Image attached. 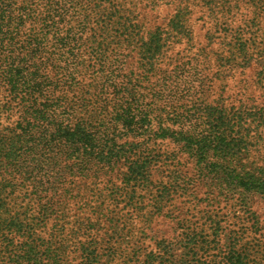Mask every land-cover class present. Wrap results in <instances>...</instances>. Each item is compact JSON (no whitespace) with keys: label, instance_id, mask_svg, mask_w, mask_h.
Returning a JSON list of instances; mask_svg holds the SVG:
<instances>
[{"label":"trees","instance_id":"trees-1","mask_svg":"<svg viewBox=\"0 0 264 264\" xmlns=\"http://www.w3.org/2000/svg\"><path fill=\"white\" fill-rule=\"evenodd\" d=\"M117 6L0 0V264H101L102 255L117 264H197L194 255L177 258L170 239L144 248L145 230L133 233L129 225L148 226L166 202L192 188L204 190L206 205L239 192L236 205L246 215L245 190L264 194V178L246 182L240 164L218 158L221 133L235 121L224 103L204 96L206 66L167 58L169 33L140 34L132 14H110ZM251 59L237 38L214 61L224 69ZM247 104L234 109L236 125H264V105ZM103 225L127 233L113 232L99 254ZM218 225L210 217L209 229ZM247 230L227 238L221 264H251L257 249L245 245ZM181 239L207 244L202 232Z\"/></svg>","mask_w":264,"mask_h":264},{"label":"rangeland","instance_id":"rangeland-1","mask_svg":"<svg viewBox=\"0 0 264 264\" xmlns=\"http://www.w3.org/2000/svg\"><path fill=\"white\" fill-rule=\"evenodd\" d=\"M115 2L118 3V10L110 14L133 16L135 19H132L139 26L140 34L146 35L158 29L166 38L169 33L171 37L165 40L167 43L164 47L167 58L171 56L175 58L177 54L178 60L195 58L194 61L206 66L204 96L207 101L216 100L224 103L227 108L226 116L229 119L236 122L237 115L234 109L240 103L247 102V106L264 105V9L259 7L261 3L256 4V0L251 1V4L246 0H115ZM213 9L218 13H211ZM172 20L175 23L173 28H176L174 30L179 34L171 30ZM237 38L246 41L252 59L242 66L232 64V67L224 69L218 67L214 61L215 53L227 49L229 42ZM127 48L125 44H121L118 52L124 53ZM129 51L134 54V47L130 46ZM260 55L263 56L262 61H259ZM244 115L248 120L253 118V115ZM235 122L226 129L225 126H221L224 129L221 133L224 141L220 150L224 152H215L212 157L216 159L217 153L218 158L225 163L240 164L241 168L238 171L246 182L262 179L264 178V125L254 129L250 122L239 128ZM185 168L190 171L191 164L188 163ZM157 177L155 173L153 178ZM203 191L200 188H192L180 197L173 196L170 202L165 203L162 212L153 214L148 226L141 228L133 223L129 227L133 233L138 232V234L140 229L145 230L146 238L143 239L142 245L144 248H153L154 239H170L175 249V256L182 257L183 261L194 255L201 258L196 261L197 264H221L229 252V247L226 246L227 238H232L238 227L244 226L248 228L245 237L248 242L245 245L257 249V252L251 255V264H264V194L245 190L246 209L250 212L246 215L236 205L239 201L238 196L243 194L235 192L233 197L228 199L221 195L206 205L203 201L205 197ZM224 192L223 190L222 193ZM210 217L218 221L219 225L215 232L209 229ZM254 227L257 228L258 241L252 240ZM101 231L107 233L96 237L98 243L95 246L99 254L103 253L106 239L113 237V232L122 233V238H125L127 233L124 228L108 229L106 225H103ZM201 232L207 244L197 247L183 244L181 238L185 233L193 237L200 235ZM132 243L125 241L122 246L128 244L124 247L130 249ZM245 245L241 242L230 251L235 254L239 250L238 247L244 248ZM100 259L101 264L119 262L110 261L104 255ZM141 259L140 257L138 260Z\"/></svg>","mask_w":264,"mask_h":264}]
</instances>
